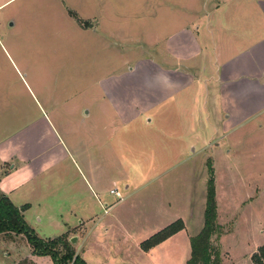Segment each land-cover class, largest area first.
Segmentation results:
<instances>
[{
    "label": "rangeland",
    "instance_id": "1",
    "mask_svg": "<svg viewBox=\"0 0 264 264\" xmlns=\"http://www.w3.org/2000/svg\"><path fill=\"white\" fill-rule=\"evenodd\" d=\"M212 2L0 0V141L36 131L43 123L50 129L43 145L59 140L66 148L69 156L59 164L49 157L50 165L35 183L39 194L53 203L41 184L45 177L57 172L72 179L77 190L88 182L89 191L81 190L90 195L91 221L75 213L69 220L78 229L67 234L68 241L75 238L69 243L86 264H186L189 238L203 226L210 163L220 228L211 244L221 263L252 264L264 244V112L252 110L240 127L231 119L235 125L223 128L211 90L208 97L205 91L194 97L195 86L177 84L179 94L160 88L142 92L134 69L136 59L155 60L162 68L168 23L172 30L190 16H206ZM91 22L93 27L85 28ZM151 35H158L160 45H144L151 43ZM130 79L134 92L143 94L138 101L145 111L141 118L125 110L129 99L122 97L129 95L122 94L129 87L115 96L119 102H109L112 109L108 98L99 96ZM26 142L29 147L40 143L32 138ZM105 205L113 206L108 215ZM80 219L86 221L82 226ZM110 219L114 222L105 226ZM177 220L183 229L156 249L153 258L135 247ZM34 227L41 239L57 233L45 225ZM0 264L53 263L33 255L22 235L0 234Z\"/></svg>",
    "mask_w": 264,
    "mask_h": 264
},
{
    "label": "crops",
    "instance_id": "2",
    "mask_svg": "<svg viewBox=\"0 0 264 264\" xmlns=\"http://www.w3.org/2000/svg\"><path fill=\"white\" fill-rule=\"evenodd\" d=\"M149 7L153 10L155 5H149ZM186 7H188L187 4L183 9L186 10ZM204 14L208 15L190 16L188 22L179 23L172 30L168 23L165 29L169 33L163 43L164 65L162 68L158 67L160 65L155 60L137 61L136 59L133 61L134 69L142 79L144 87L142 92L153 93L160 88L163 90L162 93L164 90L166 92L171 90V94L174 92L179 94L182 89H178L177 84L195 86L197 91L194 97H202L201 94L204 91L208 97V90H211L216 117L222 120V127L235 124L240 127L243 119L246 120L254 114L252 110H258V115L264 112V0H213L209 13ZM87 27L92 28V22L87 23L85 28ZM151 36L148 39L151 43L144 45L153 48L156 44L160 45V40L155 38L158 35ZM134 40L138 43V39ZM131 72L132 79L135 73L133 69ZM131 79L125 80L127 81L125 84L107 87L99 96L103 100L108 98L107 102L111 104L113 98L119 102L115 96L129 87L128 94H122L129 95L122 97L129 99L126 101L125 110L127 113L135 112L141 118L145 111L140 109L141 105L138 101L139 96L143 94L134 92L131 86V83H134ZM172 87L177 89L173 90ZM183 89L186 90V87ZM201 108L205 109L203 105ZM110 109H112L111 106ZM113 110L115 111V108ZM196 114L197 111L194 110V116ZM225 114L227 116L224 118ZM231 119L237 120L235 124ZM37 129L19 132L4 142L0 141V194L6 196L17 208L25 206L23 218L34 232L36 229L34 226L41 225L57 230L56 235L44 236L42 239L45 240L62 235L67 236L69 232L77 230L78 227H75L73 220H69V217L72 218L75 213L82 215L87 222L91 221L92 209L89 204V193L85 196V191L81 190L82 187L89 191L88 182H82L77 190L72 179H66L57 172L45 177L41 183L49 192L53 203L46 201V198L39 194L40 186L35 183V177L37 180V177L43 174L38 173L50 165H47L48 158L56 157L53 163L59 164L69 154L59 140L51 142L49 146L43 145L46 138L50 136V129L46 124L40 123ZM233 129L234 127L230 130ZM28 138L37 139L42 145L29 147L27 142L25 143ZM214 144L216 150L220 151L221 143L216 141ZM226 152L229 153V151ZM48 183L51 185L49 186ZM55 208L56 210L51 212ZM109 211L104 213L108 215ZM83 220H79V225L85 224L86 221ZM107 221L104 225L109 227L114 219ZM176 235L148 252L140 249V244L144 241L135 242L134 245L146 257L153 258L154 251L171 241Z\"/></svg>",
    "mask_w": 264,
    "mask_h": 264
},
{
    "label": "trees",
    "instance_id": "3",
    "mask_svg": "<svg viewBox=\"0 0 264 264\" xmlns=\"http://www.w3.org/2000/svg\"><path fill=\"white\" fill-rule=\"evenodd\" d=\"M207 171L203 226L196 236L189 239L190 257L186 264H222L219 250L214 249L211 244L212 238L218 237L220 233V228L216 222L217 211L211 163L208 164ZM24 210L25 206L17 208L6 196L0 194V234L22 235L32 249L33 255L49 257L53 264H86L79 255L75 254L66 235L47 240L39 238L25 222L22 215ZM182 229L183 223L181 221L172 223L141 243V250L149 251ZM251 259L252 264H264V244Z\"/></svg>",
    "mask_w": 264,
    "mask_h": 264
},
{
    "label": "built area",
    "instance_id": "4",
    "mask_svg": "<svg viewBox=\"0 0 264 264\" xmlns=\"http://www.w3.org/2000/svg\"><path fill=\"white\" fill-rule=\"evenodd\" d=\"M110 194L114 195L116 198H118L119 202L122 201L121 195L116 190H111ZM111 207L110 206L107 207V205H106V207L104 209L105 210L104 212L107 213L111 209Z\"/></svg>",
    "mask_w": 264,
    "mask_h": 264
},
{
    "label": "water",
    "instance_id": "5",
    "mask_svg": "<svg viewBox=\"0 0 264 264\" xmlns=\"http://www.w3.org/2000/svg\"><path fill=\"white\" fill-rule=\"evenodd\" d=\"M69 242H70L71 244H73V243L75 242V238H71V239L69 240Z\"/></svg>",
    "mask_w": 264,
    "mask_h": 264
}]
</instances>
